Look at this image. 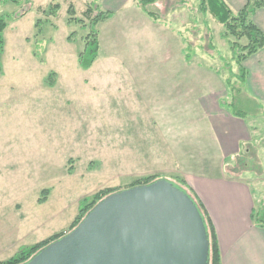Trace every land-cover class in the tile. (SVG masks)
Returning a JSON list of instances; mask_svg holds the SVG:
<instances>
[{"label":"rangeland","instance_id":"obj_1","mask_svg":"<svg viewBox=\"0 0 264 264\" xmlns=\"http://www.w3.org/2000/svg\"><path fill=\"white\" fill-rule=\"evenodd\" d=\"M29 1H0V16H9L0 56V260L69 231L103 188L126 189L150 175L185 188L165 149L167 132L178 123L183 129L187 116L181 101H169L180 79L219 75L222 102L255 125L248 155L242 162L241 152L227 172L250 184L254 210L264 215V104L247 95L223 25L199 10V0L143 8L117 1L99 26V57L88 69L77 61L85 31L67 23V8L72 3L81 16L92 3L105 10V0ZM51 3L59 9L48 17L41 10Z\"/></svg>","mask_w":264,"mask_h":264},{"label":"crops","instance_id":"obj_2","mask_svg":"<svg viewBox=\"0 0 264 264\" xmlns=\"http://www.w3.org/2000/svg\"><path fill=\"white\" fill-rule=\"evenodd\" d=\"M117 1L105 0L104 9L113 8ZM225 1L235 11L245 4V0ZM253 20L264 33V7L256 10ZM175 52L181 58L186 56L183 48ZM243 64L247 69V95L264 104V48ZM217 78L176 82L169 101H181L187 116L183 129L178 123L170 135L167 132L165 149L176 159V175L200 199L213 223L220 264H264V228L252 219L255 205L251 186L243 178L229 177L227 172L238 155L258 138L255 125L233 115L222 102L219 90L223 81L219 75ZM190 122L196 126H188Z\"/></svg>","mask_w":264,"mask_h":264},{"label":"water","instance_id":"obj_3","mask_svg":"<svg viewBox=\"0 0 264 264\" xmlns=\"http://www.w3.org/2000/svg\"><path fill=\"white\" fill-rule=\"evenodd\" d=\"M191 196L165 178L115 191L69 232L21 264H209Z\"/></svg>","mask_w":264,"mask_h":264},{"label":"trees","instance_id":"obj_4","mask_svg":"<svg viewBox=\"0 0 264 264\" xmlns=\"http://www.w3.org/2000/svg\"><path fill=\"white\" fill-rule=\"evenodd\" d=\"M0 1L2 2L11 1L12 3L20 4L22 0H0ZM27 1L30 2L29 0ZM157 1L159 0H138V4H140V6H142L143 8L145 5L151 3L154 4ZM198 6H199L198 7L199 10H201L202 13L205 14L207 12L211 14L218 23L223 25L224 31L222 32L221 35L222 37L226 38V40L228 41L229 47L233 53V57H235L238 70L240 72V75L238 76V80L245 87L247 69L244 67L243 62L249 56L255 54L256 52L264 48V33L253 20V15L255 14L256 10L264 7V0H245L244 6L236 11L233 10L225 0H199ZM50 7L51 9H49ZM58 9H59V4L51 3L47 6V8L42 9L41 12L47 14L48 17H52L51 15L56 16ZM144 11L148 15V17L157 20L158 17L155 16L153 11L152 13L147 12L146 10ZM51 12L54 13L51 14ZM76 14L77 13H76V9L74 8V5L70 3L67 8V23H72V22L77 23L79 24L80 27L79 30L85 31V33H82L80 37L82 41V47L80 48L79 51H77L78 65L82 69H88L94 64V62L99 57V52H100L99 26L102 22L108 20L111 17L112 12L109 10L100 9V7L97 4L92 3L86 6V8L82 11L81 16L79 15L77 16ZM7 17L9 16L6 15L0 16V56L4 51V45H5L4 32L8 25ZM35 27H40L38 22L35 23ZM77 33L78 32L74 31L71 34H69L67 40L70 41L71 38H73V36L76 37ZM184 54L186 55V57H190V53H188L187 49H184ZM1 71H2V64L0 62V72ZM54 75L55 72L49 73L47 79L50 85H53ZM226 105L228 106V108H230V111L233 115L244 117L241 111H234L231 109L232 104H230V102L228 103V101H226ZM249 149L250 146H248L246 150L241 153L242 162L244 161V158H246V156L248 155ZM237 168L242 170L241 167L239 166H237ZM228 176L236 179L242 178L241 176L235 177L231 173H228ZM158 178L160 177L157 175L146 176L144 178L136 180L129 187L140 184H147ZM180 181L182 182V185L185 186V188L182 187L181 189H183L191 196V198L196 203L204 219L209 237V242H210L209 264H220V250H219V245L213 223L200 199L188 187V185L182 178ZM118 190L120 189L103 188L99 190L93 196L92 200L88 204H86L83 207H80L78 214L76 215V217L74 218V220L70 225L69 231L72 230L82 220L85 214L98 201H100L105 196ZM45 191H47V189ZM40 200H42V198ZM260 214L261 213L256 212V210H253L252 219L254 220L256 225L264 228V215H260ZM67 232L55 233L49 236L48 238H45L34 244L26 246L22 248L20 251H18L16 254H14L13 256L5 260H0V264L24 263L27 260H29L41 248H43L50 242L58 239L59 237L63 236Z\"/></svg>","mask_w":264,"mask_h":264}]
</instances>
